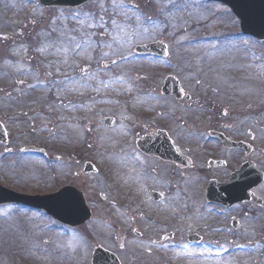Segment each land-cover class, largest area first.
Returning a JSON list of instances; mask_svg holds the SVG:
<instances>
[{
	"label": "rangeland",
	"instance_id": "374dc122",
	"mask_svg": "<svg viewBox=\"0 0 264 264\" xmlns=\"http://www.w3.org/2000/svg\"><path fill=\"white\" fill-rule=\"evenodd\" d=\"M30 1L34 0H0V117L11 126L12 143L26 147L31 143L48 142L51 151L63 149L58 154L69 155L71 172L80 169L84 174L83 158L94 160L100 172L76 178L77 185L92 204L98 196L106 198L105 203L99 199L100 207L94 212L95 220L89 227L85 226L73 233L51 231L56 243L43 246L48 251L43 254V262L40 264H57L59 261L62 264H90L94 245L100 244L103 236L113 237L115 240L104 241L106 250L119 258L130 253V264H224L225 260L215 263L217 259H212L209 251L189 247L187 243L188 235L203 233L202 230L206 228L204 225L209 226L206 220L208 210L206 212L194 202L202 196L196 193L204 189L188 190L184 185L182 193L193 197L192 203L182 199L180 201L175 194H167L163 203H153L147 198L143 188L123 193L121 188L127 187L113 180L117 176L107 156L110 148L112 150L115 146V133L109 132L104 126L102 117H116L120 125L124 122L122 125L127 130L128 124L134 130V117L140 118L144 114H139V110L143 111L145 98L138 96L140 92L131 89L130 86L134 83L130 81V75L142 74L146 69L171 66L188 70L209 69L213 76L221 75L223 79L227 73L229 76L237 73L246 77L256 73L258 77L261 74L264 77V49L257 52L256 44L254 47L253 43L238 38V22L227 7L217 3L184 0L178 3L151 2L145 5L146 0H143L145 4H141L142 0H105L96 2L99 8L89 5L78 12L67 13L60 9H42L38 1L37 4H31ZM156 40L165 41L169 47L170 55L166 64L158 63V60L148 55L136 53L139 47L156 44ZM243 47L246 48V53L243 52ZM171 57H174L173 61ZM110 61H114L116 66H102ZM171 62H179L180 65H167ZM109 72L117 76V85L114 80H109ZM98 73L102 79L96 77ZM209 75L197 74V78L205 79ZM229 78L236 81L233 76ZM221 80L215 79L218 83ZM125 81H130L129 87L121 86ZM258 83L262 85L254 94L255 101L241 105L242 115L246 118L257 112V106H262L264 82ZM204 84L209 83L203 80L201 85ZM252 88L248 85L245 90ZM16 90L25 99L18 101ZM49 96L51 99L48 102ZM24 100L28 103L23 102ZM128 100L132 101L131 106L134 108L128 114L133 118L127 115L118 118L112 114L122 116L123 105ZM235 110L238 111L237 108ZM20 121L21 126L17 128L20 125L17 122ZM26 121L35 122L32 126L38 134L35 141H32L33 134L30 125L24 123ZM91 121H95V126L88 127ZM66 129L67 138L62 137L60 140L62 130ZM46 131L49 134L47 139L44 137L47 136L44 133ZM1 161L0 157V163ZM9 169L8 175L0 166V183L7 189L15 190L18 183L24 180L15 179L17 168L11 166ZM36 170L40 174L44 169L36 166ZM137 176L133 175V180ZM142 178L146 180L145 172ZM93 181L94 186L91 184ZM63 182L64 179L58 172L48 183L56 187ZM110 202L115 203L111 208L118 209L122 214L120 218L129 221L134 229L141 232V238L135 237L134 229L126 232L122 226L109 228ZM163 208L165 213L161 215ZM173 215L181 217L176 227L168 224V216ZM40 219L18 209L0 211V264L26 262L20 255L37 256L34 245L21 251L18 247H21V241L31 243V238L23 239L21 233L27 231L33 234L34 226L40 223ZM153 219H157L160 225L155 226ZM96 220L105 223L91 229L90 226L98 223ZM47 222L49 226L60 227L53 221ZM165 222L166 229H162L161 225ZM89 229L91 233L87 235ZM175 229L178 231L174 236V244L180 245L178 249L175 247L172 249L176 250L166 253L159 251L163 247L160 245L162 240L158 232L163 230L166 234ZM206 231L209 237L207 228ZM244 234L240 240H231L230 234L223 235L215 249L222 246L226 250H243L242 264L264 262V252H255V242L262 240L263 235L253 237L249 231ZM125 236L126 246L119 241ZM151 239L158 242L157 245L154 243L156 248L152 247ZM209 249L212 250L211 247ZM250 253L252 259L249 258L248 262L245 258ZM233 257L235 256H231Z\"/></svg>",
	"mask_w": 264,
	"mask_h": 264
},
{
	"label": "flooded vegetation",
	"instance_id": "af4514ba",
	"mask_svg": "<svg viewBox=\"0 0 264 264\" xmlns=\"http://www.w3.org/2000/svg\"><path fill=\"white\" fill-rule=\"evenodd\" d=\"M151 2L154 1L146 0V4ZM76 9H67V11H74ZM253 41L256 42L255 40ZM256 49L257 51L263 50L264 44L256 42ZM230 76H233L236 81L230 80ZM230 76L227 73L226 78L223 79L221 75L213 76V74H210L208 78L200 79L197 78L196 73L188 72L187 70L157 68L147 69L142 75L137 76L136 79L130 80L134 83L133 86H130L133 91L143 92L148 102L145 113L147 116H154L156 127L144 125L142 132H129L123 134L128 137L115 138V146L112 149L114 154L111 158L113 163L112 170L117 176L115 177V182L127 187V189L121 188L123 193L130 192V190L136 188H143L150 201L152 200L153 203H163L167 194H175L180 200L184 185L190 188L204 189L197 193L202 195L201 198H205L208 186L219 188L233 187L240 185L236 183L239 178L254 177L256 180L259 179L256 171L264 172V107H262L264 106V100L261 97L262 106H257V112L254 115H248L249 118L242 115L241 105L251 100L255 101L254 94L262 85V83L258 82H264V77H262V74L258 77L256 73L254 75L251 74L249 77L237 73H233ZM216 78L222 79L221 82H216ZM203 80H207L209 84L201 85ZM175 82L179 83L181 93L183 94V98L180 100L162 94L163 88L167 83L174 84ZM248 85L253 88L245 90ZM153 102L159 104L158 110L151 106ZM0 122L6 127L8 135V144L0 142V157L2 159L0 166L3 167V171H6L4 173L8 175L9 168L14 166L17 168V178L15 179L19 180L18 178H22L24 180L23 182L20 181L13 191L35 197L54 194L67 186H73L82 191L80 186L77 185V179L80 176L91 175L82 174L80 169L74 175H71L68 155L55 159L53 157L55 153L48 147V142H45L46 145L42 142L29 144L39 147V150H41L39 155L26 152L27 147L24 148L17 143H12L10 139L12 137L10 124L6 123L1 117ZM17 123L20 124L17 125L18 128L21 126L22 121ZM33 125L30 122L31 133L33 134L32 138L34 139L32 141H35L38 138V134H36L35 127H32ZM49 130L50 128H48ZM46 132L44 133L47 136L44 137L47 139L49 138V134ZM151 136H155V138ZM140 138L142 140L151 139L153 147H157L152 149V153L156 149L164 155L168 152L167 158L149 156L140 151L136 142ZM121 140L124 141L121 142ZM231 143L239 144L240 146L236 147ZM36 166L43 167L42 173H37ZM244 166H247V172L237 174ZM55 167L64 179V182L59 186L53 187V184H49L48 182L54 179L55 172L57 171ZM144 172L146 180L142 178ZM133 175H138L136 180H133ZM91 184L94 186L95 182L93 181ZM263 187L264 185L259 186L250 193L249 196H252V193L254 194L253 202L235 204L229 208L208 204L209 217L214 216V218H209V226L206 227L209 231V240L194 246L213 247L221 242L223 235L228 234L231 235L232 240H240L242 239L241 234L245 230L247 222H249V226L251 227L249 228L250 234L258 235L259 232L261 235L264 234V195L261 193ZM99 199L103 200L104 203L106 201L105 197L98 196L97 200L93 203L96 207H93L92 202H89L86 196L87 203L94 212L100 207ZM114 204L110 202V206L108 207L110 215L109 224L115 227L122 226L126 232L133 231V224L120 218L122 214L118 209L111 208V205ZM13 207L41 218L40 223H36L34 226V233L28 232L31 243L29 242L26 247V249H29L31 245H34L37 256H22V260L26 261L24 264H40V262H43V254L48 251L43 246L56 243L50 234L51 231H54V225L49 226L47 222V220L54 221L53 217L39 208L22 206H3L2 208ZM160 212L161 215H164V208ZM180 218L174 215L168 216V224L176 227ZM97 221L99 222L97 223V227L98 224L105 223ZM153 221L155 226L160 225L157 219H153ZM165 224L167 225L166 222L161 225L162 229H166ZM59 226L62 232L73 233L72 231L80 229ZM206 228L202 231H206ZM177 231L178 229H175L173 232L166 234L163 230L158 232L161 236L162 242H160V245L163 249L176 245L174 244V236ZM134 232L135 237H142L141 232L137 231L136 228ZM215 236L218 237L215 239ZM106 239L113 241L112 238L103 236L101 240L103 247L106 246V242H104ZM167 240L171 243H167ZM125 241H127L126 236L120 244L126 246ZM154 243L157 245L156 240L153 241ZM96 246L94 245V249ZM230 250L231 248H227L229 257L235 256L232 260L237 264H242L243 259L240 251L234 249L232 253H229ZM220 255L221 253L218 252V254H215V257L218 258ZM124 258H126L127 263ZM124 258H119L121 264H130V253ZM31 260H34V262ZM57 264L62 263L59 261Z\"/></svg>",
	"mask_w": 264,
	"mask_h": 264
},
{
	"label": "water",
	"instance_id": "95a60500",
	"mask_svg": "<svg viewBox=\"0 0 264 264\" xmlns=\"http://www.w3.org/2000/svg\"><path fill=\"white\" fill-rule=\"evenodd\" d=\"M87 1L89 0H81V2L83 3ZM210 1L220 2L225 5H228L232 9L236 17L240 20L241 29L245 35H250L260 39H264V0H210ZM42 2L45 5L52 4V2H48L47 0H42ZM57 2L59 4H62L60 1ZM79 3L80 2L78 0H75L74 2H70L69 4L76 5ZM155 48H158L160 50L158 45H151V46L139 47L137 51L140 53L149 54L154 51H157V49ZM107 123L109 124V126H111V121H107ZM87 171H90V169L87 168ZM79 195L80 194L70 189L69 191L67 190L62 191L58 195L50 198L53 201L51 202L53 203V206H60L59 209L66 207L69 208L71 212L73 211L77 212V214H70L64 211V213L60 214L59 216H63V218H59V219L64 223H68L70 225H78V224H82L87 220L88 216L84 214L85 213L84 202ZM223 195H222L223 198L225 199V201L227 200L226 202L229 204H232V202L234 201L233 198H236L235 200L238 201H241L243 198L242 193H237L234 194L235 196H233L230 193V191L225 192ZM14 197H16L15 194L9 193L8 191L0 188V203L17 201V199ZM63 198L64 199L66 198L64 203H63ZM55 201H58L60 203H56ZM33 203H36V201H33ZM51 213L53 215H57L56 212L53 210L51 211Z\"/></svg>",
	"mask_w": 264,
	"mask_h": 264
}]
</instances>
